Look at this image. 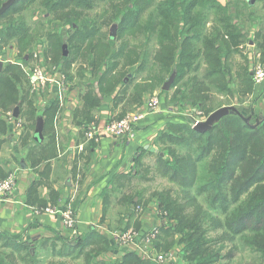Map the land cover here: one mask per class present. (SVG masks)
<instances>
[{
	"label": "trees",
	"instance_id": "trees-1",
	"mask_svg": "<svg viewBox=\"0 0 264 264\" xmlns=\"http://www.w3.org/2000/svg\"><path fill=\"white\" fill-rule=\"evenodd\" d=\"M10 1L12 3L5 7ZM261 2L264 4V0ZM100 3L113 10L110 18L106 20L109 12L105 11L96 19H90V14L101 6ZM34 6L45 8L49 14L71 27L66 34V42L55 31L48 33L49 45L44 49V58L67 71L81 59L87 62L91 77L99 81L103 94L110 96L120 83L126 85L127 72L136 64L141 63L139 70L148 65L150 50L147 48L152 39H155L156 50L154 63L149 68L150 76L143 84L137 85L135 91V100L139 98L140 105L141 95L160 88L173 72H176L175 88L189 73L199 71L202 63L206 66L203 82L195 81L189 93L180 88L178 94L184 99L189 98L207 117L222 108V104L207 108L212 99L206 93L212 88L224 97L234 99L236 96L239 101H242L240 97L254 92L253 82L248 76L244 80L246 90L230 89L234 76L231 69L233 59L237 55L243 56L251 41L246 40L248 36L243 34L241 27L249 16L246 15L249 8L247 0H228L226 5L219 0H0V22L3 25L0 37L7 43L17 40L19 57L24 54L32 56L31 45L39 41L35 30L28 26L22 14ZM255 14L251 10L248 19ZM117 23V39L108 38L104 29ZM138 35L144 36L145 43L137 41ZM64 44L68 57L63 56ZM261 47L264 51V45ZM138 53L140 55L135 57L134 54ZM105 64L107 70L100 75ZM120 65L123 71L114 74L113 71ZM242 71L249 75L243 68L236 75L241 76ZM79 74L84 76L81 71ZM69 79L74 80L71 75ZM122 92L126 93L127 89ZM34 95L20 66L8 63L1 68L0 112L6 113L26 103V113L33 118L36 115ZM83 100L89 109L100 107L99 101L90 92ZM226 104L234 106L230 99ZM54 107H50L51 110ZM237 109L245 118L251 117L249 124L236 114L223 118L207 132H198L187 123H171L159 132L155 143V147L162 146L163 149H159L158 153L143 152L156 155L157 173L180 187L175 196L172 191L154 194L159 209L166 214V224L158 227L160 233L149 243L154 250L162 253L176 251L184 264H234V253L240 249L253 256V264H264V116L256 115L251 109ZM93 121L90 117L83 122L84 135L87 125ZM164 151L168 153L167 158L162 155ZM141 158L135 159L136 165H140ZM134 170L132 175L119 177L132 182L131 177L137 175ZM117 179L113 185L119 189ZM141 194L135 193L125 200L133 202L132 198L138 195L140 203ZM200 196L206 197L212 212L199 202ZM214 215H221L222 218ZM140 221L135 223L138 230ZM210 230L221 231L220 237H212ZM57 240L61 242L60 248L57 250L58 246L54 243L50 251L52 254L56 252L59 257L82 261V264L151 262L136 251H129L115 261L104 258L111 249V242L97 229L83 235L78 232L71 240L61 236ZM145 242L148 243L146 238ZM0 243L3 248L11 249V254H25L22 263L38 264V250L31 254L33 245L4 234H0ZM225 243L231 244L227 253L224 252ZM0 264L13 263L0 256ZM50 264L61 263L55 261Z\"/></svg>",
	"mask_w": 264,
	"mask_h": 264
},
{
	"label": "crops",
	"instance_id": "crops-1",
	"mask_svg": "<svg viewBox=\"0 0 264 264\" xmlns=\"http://www.w3.org/2000/svg\"><path fill=\"white\" fill-rule=\"evenodd\" d=\"M219 1L226 5L228 0ZM261 1L263 0H247L249 8L246 15L250 16L251 10L256 14L250 19L247 16L242 25L240 24L243 34L248 36L246 40L251 39L246 47L247 57L251 63L264 53L261 47L264 45V4ZM110 39L115 40L116 36L111 35ZM154 40L151 41L153 48L156 47ZM253 41L256 42V47L252 51ZM131 42L134 40L131 39ZM65 48L63 56L68 57L69 52ZM40 54L42 56L44 51ZM153 56H150L147 60L148 65L143 69H138L141 63L130 68L124 80L127 84L120 83L110 96L101 92L96 78L88 79L81 85L72 83V87L70 84L66 86L63 74L70 76L74 68L71 67L70 71H67L61 66L57 73H53L54 78H51L53 82L49 83L43 92L35 95L36 115L29 122L23 118L27 114L26 103L17 105L12 111L0 112V182L13 174L17 176L15 195L0 201V234L21 243L39 246V249L46 251H52L53 244L56 243L59 250L61 242L57 239L61 236L71 240L73 232L65 228L60 214H51L43 210L45 208L64 210L71 207L77 214V230L80 235L97 229L110 240L111 249L104 258L115 261L133 249L139 253L145 248V244L148 243L143 242L145 238L141 239V237L137 238L130 247L118 246V235L102 221L105 214V201L102 195L106 190L111 189L115 178L130 172L135 159L144 151L156 152L155 143L164 125L172 122L182 124L183 121L176 118L169 122L157 115H147L133 130L130 138L132 144L129 146L122 140H113L107 136H101L98 141H88L82 130V124L91 117L93 122L103 128L111 119L116 120L126 107L137 105L139 99L134 101L135 96L137 97L136 86L143 84L150 76L149 68L154 63ZM239 58L240 55L235 56L231 65L234 75L243 68L242 64L239 66L236 64L241 61ZM25 63L23 66L27 68ZM106 70L105 64L101 68L100 75ZM200 70L204 72L202 75L206 73V66L203 63L199 73ZM122 71L120 65L113 73ZM247 71L252 78L251 67ZM173 74L176 75V72H173L171 78L169 76L158 89H165ZM174 79L175 76L172 82ZM230 84L232 90H239L241 86V84ZM124 88L127 89L126 93L122 92ZM253 88L254 92L244 97L243 103L247 99H252L255 94L260 95L264 92V86L253 84ZM88 92L99 101L100 107L95 109L86 107L83 97ZM146 94L148 93L142 95V99ZM228 99L236 108L240 106L236 96L234 99L227 96L224 97L225 102L221 103L222 107L227 106ZM129 100L130 104H127ZM52 106L56 107L51 110ZM256 112V115L264 116L262 107ZM158 217L153 215V221L157 222ZM129 218L132 219V216ZM131 219L126 226L135 225ZM143 219L144 216L141 221ZM1 249L5 252L4 248ZM7 250L8 254L12 252L11 249Z\"/></svg>",
	"mask_w": 264,
	"mask_h": 264
},
{
	"label": "rangeland",
	"instance_id": "rangeland-1",
	"mask_svg": "<svg viewBox=\"0 0 264 264\" xmlns=\"http://www.w3.org/2000/svg\"><path fill=\"white\" fill-rule=\"evenodd\" d=\"M100 5H101V3H100ZM105 11L109 12L108 16L106 17V20L109 19L110 18L109 16H111L113 10L110 8V6H108L105 3L102 4L101 6H99V8L97 10H95L93 13L90 14V19H96L97 16H99V14H103V13H105ZM22 14L25 17V22L28 24V26H30L32 28V30H35V33L38 35L37 38L39 41H36L34 44L31 45L32 46L31 49L33 50L32 56H29L28 54H24V56L19 57L20 51H19L18 46H17V40L16 39L10 40L7 43V42L2 41V39H1L0 44L2 47V51H0V70L5 64L10 63V64H16V65L20 66L25 71L26 75H27V71L39 70V71L43 72L45 75H47L48 77L54 78L53 73L58 72V70H59L58 65L53 64L52 62H50L51 60H49V59L47 60L46 58H44V54L41 56L40 53H41V51H44L45 47H47L49 45L47 35H48V33L51 32V30L55 31L56 34L60 38H62L63 42H66V39H67L66 34L70 31L71 27L69 25H65L63 23L64 21L57 18V16H52L51 14H49L48 11H46L45 8H43L41 6L31 7L30 9H28V11L24 10ZM86 17H88V15ZM84 20H85V18H84ZM99 20H101L103 22V19H99ZM2 21H4V20H2ZM55 25H58V27L55 28ZM1 26H3L2 22H0V27ZM73 26L75 27L76 25L74 24ZM73 26H72V28H73ZM112 27L116 28L114 33L111 32V30H113ZM104 32H106L108 38H110L111 35H115L116 39H117L118 23L114 24L113 26L110 25L109 27L105 28ZM139 40H141V42L145 43V38L143 35L137 36V41H139ZM152 44L153 43H151V41H150L149 47L147 48V50H150V55H149L147 60L150 59L151 55H154V52L156 50V47L153 48ZM253 44H252L253 46L250 45V46H252L251 47L252 51L256 47V42L253 41ZM52 45H54V44H52ZM65 46L66 45L64 44L62 46V48ZM136 51L139 52L140 50L137 49ZM138 55H140V54L139 53L134 54L135 57ZM239 59L241 61L236 63L238 66L242 64L243 69H246V70H248L249 67H251L252 78H251V76L246 75L244 71H242V74H240L241 76H237V75L232 76V79H233L232 83L241 84V86H239V88L242 90H246L245 89L246 87L244 85V80H245V77L247 78V76H248L249 78H251L254 85L264 86V82L257 83L255 80L256 71L264 68V53H262V55L257 57L256 59H254L251 63V60L248 59L247 53L244 50L243 56L240 55ZM23 63H25L27 68H25L23 66ZM72 68H74V69L71 70V76L73 77L74 81L69 79V76H67V74H63L64 75L63 76L64 83L66 86L68 84H70V86L72 87L73 86L72 83L81 85V84L87 82L88 79L89 80L92 79L91 68H89L87 62L83 61L82 59H81V61L74 63L72 65ZM63 70H64V68H63ZM80 71L84 73V76H80V74H79ZM203 73L204 72L201 70H200V73H199V71H193V72L189 73L185 77V79L182 82H180V84L175 88H173V84L175 82L176 75L173 74L175 76V79L172 82L170 89L165 90L164 88H161V89H158L154 92L146 94L145 98L141 99V101H142L141 105H140V103L135 105V106H133V104L129 105L131 107H126L123 110V112L116 117L118 120L117 119L116 120L111 119L108 123L123 120L126 117H128L134 113L145 110V108H144L145 105H147L148 102H150L152 100L157 101V106L154 110L149 111L147 113V115H157V116H160L161 118H163L165 120H169V122H171V120L173 121L174 119L179 118V119H181V121H183V123H187L191 127L194 123V121H192V120L196 121L197 119H195V118L198 116H201L202 121H205L208 118L205 115V112L202 109H200L199 107L194 106L193 102L189 98L184 99V98H182L181 94H178V90L180 88L184 89L185 91H187V93H189V91L193 87L195 81L203 82V75H202ZM63 78L61 76V79H63ZM170 78H171V76H170ZM75 81H76V83H75ZM237 91H238V89H237ZM206 94L209 97H211V99H212L207 103V105H206L207 108H215L216 106L225 102V101H223L224 100L223 95L216 92L214 90V88H212V90H209ZM142 95H144V94H142ZM258 95L259 94H255V96H253L252 99H247L245 101V103H243L242 101H239L238 104L240 106L238 104H235V105H238L239 106L238 108H241L243 110H249L250 111V109H251L256 114L257 113L256 110L258 108L261 109V107H262V110H264V92L261 93L259 96ZM247 96L244 95L243 97H240V98L243 99L244 97H247ZM134 101H137V100H134ZM212 101H213V103H212ZM127 104H130V100ZM131 108H132V110H130ZM14 109H15V107L12 110H14ZM125 112H127V113H125ZM178 116H180V117H178ZM23 118H26L28 122L31 119L29 114H25V116ZM139 123H137L136 125H138ZM95 124L97 125V123H95ZM168 124H171V123H167L166 126ZM175 124H180V123L175 122ZM136 125L132 126L131 132H133ZM166 126L164 125L163 130H165ZM130 137H131L130 133L127 134V136H125V138L122 140V142L125 145H128V146L131 145L132 141L130 140L131 142H128ZM119 141H121V140H119ZM159 149H163V147L158 146L156 153L159 152ZM147 152H150V151H147ZM162 155L165 156L166 158L168 157V153L165 151L163 152ZM140 157H143V158H141L140 165L134 164L133 168L130 169V172L126 173L127 175H129V174L132 175V173H134V171H135L134 168L136 169L137 175H133L135 177H131L132 182H130V179H124V178L118 177L120 188L118 189L116 186L112 185L111 189L106 190L104 192V194L102 195L104 201L106 202V203H104L105 214L102 218L103 223H105L106 225H109V228H111V231H113V233L116 235H120L122 233L123 234L128 233L129 231H131V238L128 240L129 243H127L125 246L123 244L122 245L120 244L121 247H130L131 244L135 243L134 241L137 238L139 239L141 237V239L146 238L147 240H149L151 238V233H154L156 235L158 232L160 233V229H159L160 226L166 224V220H165L166 214L162 213L161 210L159 209L158 204H157V198L155 197L154 194L157 192H160V191H172L174 193L173 196H175V193H177L176 191L180 189V187L173 184L169 180L163 178L162 176H160L157 173V171H156V162H157L156 161L157 160L156 155L154 156V155H150L149 153H147V154H141ZM16 186H17V182H16ZM135 193H142L141 194L142 200L140 203H139L140 198L138 197V195H135L132 198L131 201H133V202H128L127 199L125 200L126 197L133 196ZM194 194H195V192H194ZM182 197H183V195L181 194L180 195L181 200H182ZM199 202L205 207V209L207 211L212 212L211 205L207 202L206 197L200 196ZM213 213L216 214V211L214 210ZM153 215L159 216L157 218V222L153 221L154 220L152 218ZM163 215H165V217ZM122 216H124V217L122 218ZM131 216L132 217L136 216V217L131 219V218H129ZM142 216H144V219L142 221H140ZM217 216L222 218L221 215H217ZM217 216H215V217H217ZM130 219L135 223H136V220L140 221L139 223L141 224V226L139 228V231H138L136 225L126 226L127 222H129ZM154 222H156V223H154ZM124 231H126V232H124ZM210 231H211L210 235L212 237H214V238L220 237L221 231H219V232L218 231L213 232L212 230H210ZM143 242H145V241H143ZM225 244H226V249L224 250V252L227 253L228 249L230 250L231 244L230 243H225ZM0 246H1V248H3L1 243H0ZM152 246L153 245L151 243L145 244V248H143L138 253L140 256L145 257V259H147V260H148V258H150V261H151L150 264H184V261H182L179 258V255L176 254V251H173L171 253L170 252L162 253L161 251L154 250L152 248ZM38 247L34 246L32 251H31V254L34 255L35 251L38 250V257H39V259L37 260L38 264H50L51 262H55V261H57L61 264H82V261H73L70 258L65 257V256L59 257L56 254V252H54L52 254L50 252V250L46 251L45 249H41V248L39 249ZM1 248H0V256H3L6 260L10 261L13 264H25V263H22V260H23L22 258L26 257L25 254H18V253L11 254L13 252H10L8 254L7 249L4 248L5 252H3V250ZM138 248L140 249V247H138ZM134 250L135 249H133L131 251H134ZM149 255H150V257H149ZM165 256L169 257V259H167ZM252 258H253V256L251 254L248 255L243 250L240 249L239 252L234 253L233 262H234V264H253Z\"/></svg>",
	"mask_w": 264,
	"mask_h": 264
},
{
	"label": "built area",
	"instance_id": "built-area-1",
	"mask_svg": "<svg viewBox=\"0 0 264 264\" xmlns=\"http://www.w3.org/2000/svg\"><path fill=\"white\" fill-rule=\"evenodd\" d=\"M0 41H1V37H0ZM27 78L29 80L30 90L32 94H40L46 89L49 83L53 82V80L50 77H48L39 70L27 71ZM255 80L257 83L264 82V68L256 71ZM156 106H157V101L152 100L148 102L147 105H145L144 107L145 110L134 113L123 120L107 123L103 128L99 127L94 122L90 123L89 125H87L85 131V137L88 141H98L100 140L101 136H107L113 140H123L125 136H127V134L130 133L131 136L132 126L142 121L147 116V113L149 111L154 110ZM195 119L197 120L196 121L192 120L194 121L192 128L197 127V125L200 122H203L201 116H198ZM128 142H131L130 139ZM16 181H17V176L13 174L3 182H0V201L8 199L11 196L15 195ZM43 211L51 214H60L65 228L73 232L72 236L78 234V230H77L78 219H77V214L75 213V210L73 208L68 207L64 210L46 208ZM155 236L157 235L151 233V238L147 240V242L149 243L152 239L155 238ZM130 238H131V231H129L128 233H124V234L122 233L118 235V246H121L122 244L125 246L127 243H129L128 240ZM165 257L169 259V257L167 256Z\"/></svg>",
	"mask_w": 264,
	"mask_h": 264
},
{
	"label": "water",
	"instance_id": "water-1",
	"mask_svg": "<svg viewBox=\"0 0 264 264\" xmlns=\"http://www.w3.org/2000/svg\"><path fill=\"white\" fill-rule=\"evenodd\" d=\"M10 3H12V1L8 2L5 5V7L8 6V4H10ZM0 14H1V11H0ZM115 29L116 28L113 27V30H112L113 33L115 32ZM173 77H172L171 81L166 84L165 90H168L169 89V86L172 83ZM233 114H236V115L240 116L241 118H243L244 121L247 124H249L250 121H251V118L250 117L249 118H245L243 115H241V113L239 112V110L235 106H226V107H222V108L214 111L212 114H210L208 116V118L205 121L200 122L197 125V127H195L194 129L196 131H198V132H207V131L211 130L213 128V126H215L216 124H218L223 118H225V117H227L229 115H233Z\"/></svg>",
	"mask_w": 264,
	"mask_h": 264
}]
</instances>
